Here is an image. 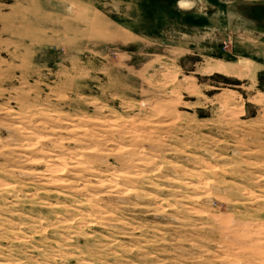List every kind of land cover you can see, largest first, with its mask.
Here are the masks:
<instances>
[{"label": "rangeland", "instance_id": "obj_1", "mask_svg": "<svg viewBox=\"0 0 264 264\" xmlns=\"http://www.w3.org/2000/svg\"><path fill=\"white\" fill-rule=\"evenodd\" d=\"M0 264H264V0H0Z\"/></svg>", "mask_w": 264, "mask_h": 264}]
</instances>
